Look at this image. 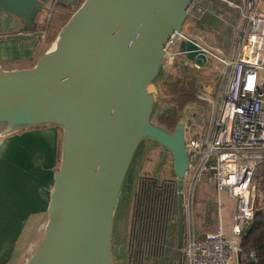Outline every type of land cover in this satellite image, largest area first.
Wrapping results in <instances>:
<instances>
[{
	"label": "water",
	"instance_id": "water-1",
	"mask_svg": "<svg viewBox=\"0 0 264 264\" xmlns=\"http://www.w3.org/2000/svg\"><path fill=\"white\" fill-rule=\"evenodd\" d=\"M201 1L84 0L32 68L0 66V133L18 125L0 137L47 124L63 130L45 233L24 264H115L119 198L126 188L128 236L140 172L155 145L172 157L182 263L186 124L179 122L171 132L152 122L159 94L150 86H156L173 46V55L193 66H211L206 48L183 32ZM49 2L0 0V5L25 20V31L37 35ZM130 260L126 256V264Z\"/></svg>",
	"mask_w": 264,
	"mask_h": 264
},
{
	"label": "built area",
	"instance_id": "built-area-1",
	"mask_svg": "<svg viewBox=\"0 0 264 264\" xmlns=\"http://www.w3.org/2000/svg\"><path fill=\"white\" fill-rule=\"evenodd\" d=\"M224 1L239 11L242 32L235 57L221 58L230 66L224 91L217 99L198 96L210 104L206 120L185 123L189 169L183 193L187 204V194L193 197L196 185L206 181L219 200L226 193L236 207L231 235L222 224L203 237L191 227L183 247L184 264H239L240 254L242 264L259 260L256 250L243 253L241 239L255 216L264 215V15L258 11L260 0Z\"/></svg>",
	"mask_w": 264,
	"mask_h": 264
},
{
	"label": "crops",
	"instance_id": "crops-1",
	"mask_svg": "<svg viewBox=\"0 0 264 264\" xmlns=\"http://www.w3.org/2000/svg\"><path fill=\"white\" fill-rule=\"evenodd\" d=\"M83 2L50 0L48 10L41 13L37 35L25 31V20L0 5V66L8 70L32 68L52 46L46 44L50 36L53 35V41L56 40L61 28ZM258 11L264 15V0H260ZM210 14L211 17L219 16L213 12ZM197 17L202 18L201 15ZM207 22L200 20L199 28L212 27V23ZM241 32L240 24L236 21L233 45L227 55L229 58L236 55ZM199 43L210 50L206 44ZM62 140L63 130L47 124L7 135L4 144L0 145V264H13L14 254H18L15 251L21 248L25 234L40 233L42 227L46 226L55 173L61 161ZM168 156L172 160L170 153ZM188 209L189 206L185 204L186 220L190 215ZM194 228L193 225L192 230L197 237H203L208 232H195ZM185 231L186 234L191 232L187 225Z\"/></svg>",
	"mask_w": 264,
	"mask_h": 264
},
{
	"label": "rangeland",
	"instance_id": "rangeland-1",
	"mask_svg": "<svg viewBox=\"0 0 264 264\" xmlns=\"http://www.w3.org/2000/svg\"><path fill=\"white\" fill-rule=\"evenodd\" d=\"M200 8L203 12H198ZM210 12H213L215 15L218 14L219 16L211 17L212 14H210ZM200 15L202 16L200 20L202 22L208 21V24L212 23V27H209L208 29H200L199 22H196L198 19L197 16ZM236 21L239 22L241 28L243 26V20L240 18L239 11L228 1L224 0H202L200 6H196L193 13L185 20L183 26L184 34L189 38H194L199 42L206 44L210 47L209 49L217 55V57H211V66L197 69L199 70L197 71V77L199 79L197 99L190 101L186 105L182 112L180 122H185L189 126L193 123L202 124L209 115L210 104L205 100L199 99L198 96L200 95L205 98L211 97L217 99V97L224 91L230 72V66L224 64L221 58H229L227 55L231 51L233 45V28L235 27ZM55 23L56 21L54 20L52 23L53 28ZM52 37L53 35L51 38ZM54 41L50 39L49 45H53ZM176 50V46H173L171 49V56H168L166 60L167 62L164 68L165 75L169 73L168 71H170V69H172V59H178L177 56L173 55ZM173 70L176 72L178 71L174 68ZM150 89L159 94L155 85H151ZM158 98L159 97L157 96V99ZM60 137L61 135H59V141L61 142ZM5 138L6 136L0 137V145L4 144L3 141ZM172 167L173 163L166 152H164V148L153 147L147 155L140 174H149L157 178L168 177L171 176ZM211 186L210 183L203 181L196 185L193 197L192 195L187 194L186 200L190 214H187V218L189 219L186 220L187 226L191 229L194 225L195 232L200 230L207 232L216 230L218 226L222 224L226 233L231 235V231L229 230L231 229L236 207L235 200L230 198L226 193H222L219 200L216 190ZM126 192L125 188L123 194L119 198L115 213L113 238L115 264H126L128 238L126 235L128 224V196ZM44 233L45 225L42 227L40 233L33 234L32 232H27L24 241L21 244V248L19 251H15L16 253L18 252V254H14L15 258L13 259V264H24L40 243ZM172 243L171 247L175 250V244L174 242ZM29 245L31 246L29 247Z\"/></svg>",
	"mask_w": 264,
	"mask_h": 264
},
{
	"label": "trees",
	"instance_id": "trees-1",
	"mask_svg": "<svg viewBox=\"0 0 264 264\" xmlns=\"http://www.w3.org/2000/svg\"><path fill=\"white\" fill-rule=\"evenodd\" d=\"M50 39L53 40L50 36L47 45L50 44ZM177 57L178 59H172L173 66L169 73L165 75L163 69L156 79L159 98L152 115L153 123L171 132L176 130L186 105L197 99L199 81V70L183 57ZM178 195L173 167L171 176L168 177L141 175L130 210L127 236V256L131 255L130 264H184V260L181 263L178 255ZM186 237L185 231L184 245ZM172 242L175 250L171 247ZM241 246L243 253L256 250L259 257L256 264H264L263 214L258 213L255 216L242 237Z\"/></svg>",
	"mask_w": 264,
	"mask_h": 264
},
{
	"label": "bare ground",
	"instance_id": "bare-ground-1",
	"mask_svg": "<svg viewBox=\"0 0 264 264\" xmlns=\"http://www.w3.org/2000/svg\"><path fill=\"white\" fill-rule=\"evenodd\" d=\"M17 124H12L10 126H7L0 134H4V133H7V132H10L12 130H15L17 128Z\"/></svg>",
	"mask_w": 264,
	"mask_h": 264
}]
</instances>
